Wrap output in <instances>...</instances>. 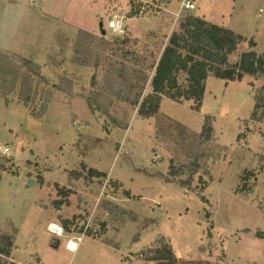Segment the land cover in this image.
Returning <instances> with one entry per match:
<instances>
[{"label": "rangeland", "instance_id": "obj_1", "mask_svg": "<svg viewBox=\"0 0 264 264\" xmlns=\"http://www.w3.org/2000/svg\"><path fill=\"white\" fill-rule=\"evenodd\" d=\"M157 2L172 13L180 3L171 0L169 6L168 0ZM195 2L197 9L182 12L175 19L152 6H144L142 13L137 14L142 5L139 0H103L101 4L75 0L78 8L73 10L68 26L94 34L80 31L76 40H71L63 28V35L55 44L59 55L39 63L35 51L47 49V43L39 41L43 36L36 28L41 30L42 25L36 20L30 23L36 40L30 39L26 51L20 52L23 56L0 52V149H9L6 155L0 153V173L5 172L0 179V226L10 224L20 229L19 251L25 248L29 236L34 237V246L41 251L49 249L55 238L44 228L50 213L36 206L48 200L47 186L37 182L30 185L29 181L31 177L41 178L46 170L47 182H64L63 175L52 173L51 169L74 166L75 151L70 152L68 145L74 142L73 133L81 129L75 121L77 115L89 124L90 130L80 134L75 146L82 147V154L91 148L88 162L105 171L111 169L113 176L138 197L124 205L138 219L135 223L129 220L121 230L122 251L136 252L159 235L170 243L178 264H264V74L245 76L227 86L209 77L197 111L192 109V102L177 104L163 98L155 119L149 120L138 117L137 108L113 97L120 82L115 72L117 64L145 69L150 74L148 68L156 53L189 15H204L212 24L245 38L237 53L229 58L231 63L249 50L250 40L257 45L253 50L258 55L263 53L264 0ZM23 13L1 4L0 22L14 24ZM133 13L135 17L129 19ZM114 15L126 18L122 21L125 35L112 34L107 29V21ZM100 23L105 35L100 33ZM51 31V26H44L45 37ZM124 39L129 43L122 46ZM81 49L90 52L84 59L85 66L76 59ZM119 49L147 61L144 66L136 65L131 57L127 63L122 62ZM26 60L32 64L25 65ZM149 90L147 87L145 93ZM21 92L24 98L28 97L26 105ZM80 99L99 111L93 112L89 107L94 115L91 116L84 109V102L76 101ZM24 109L30 117L46 116V121L28 120ZM206 117L210 118V133L202 129ZM57 141L67 150L62 157ZM30 150L41 164L35 158L28 160ZM136 168L141 169L136 172ZM158 171L165 174L162 178L169 183L161 179ZM105 181L103 177L81 179L69 188L71 192H61L59 196L57 187L51 188L52 202H66L53 219L59 226L67 221L65 236L80 235L85 225L100 233L102 221L113 225V219L130 217L116 209L105 218L101 192L105 191L104 197L123 196L111 180L103 189ZM140 236L142 243H134ZM59 241L56 251L64 264L65 240ZM76 257L67 259L68 264H94L83 258L76 262ZM126 260L122 258L121 264ZM45 264L51 262L45 260Z\"/></svg>", "mask_w": 264, "mask_h": 264}, {"label": "trees", "instance_id": "obj_2", "mask_svg": "<svg viewBox=\"0 0 264 264\" xmlns=\"http://www.w3.org/2000/svg\"><path fill=\"white\" fill-rule=\"evenodd\" d=\"M244 42L245 39L242 36L229 29L210 24L199 17L186 16L179 23L177 31L170 35L165 46L156 53L157 56L148 68L150 74H147L145 69L134 70L123 63L117 64L119 68H115V72L120 82L113 97L137 108V116L142 119L155 117L163 98L177 104L192 102V109L197 111L204 96L205 82L209 77L228 83L241 81L245 76L253 77L264 74V51L258 55L253 50L255 44L251 40L248 42V51L242 52L235 63L229 61V58L237 53ZM127 43L129 41L124 39L120 45L124 46ZM80 51L76 54V59L82 63V66H85L87 61L84 59L90 56V52L85 49ZM119 52L120 60L125 63L130 57L139 66H144L147 61L146 58L139 59L137 55L124 51V49H119ZM24 63L25 65L32 64L27 60ZM147 87L150 90L145 93ZM21 99L26 105L28 97L23 96ZM89 107L93 112L99 111L98 108L92 109L94 107L91 103ZM31 117L40 119L42 116L31 115ZM209 121L210 118L206 117L202 127L207 133L212 130ZM71 174L81 177L78 172L69 173ZM100 177H105V175L93 169L87 171V179ZM61 191L64 192L59 189L57 194ZM126 197L130 199L127 193ZM203 200L202 197L201 201ZM62 203V201H55L54 208L59 209ZM102 205L104 210L112 207L106 202ZM60 227L65 233L67 221H62ZM100 228V233L89 230L85 236L100 237L104 232V225H100ZM82 232L83 227L79 234ZM12 240V235L0 232V264H13L6 263L4 259L10 256ZM140 254L145 255V258H142L145 261L175 262L171 248L163 239H159L156 248L144 250Z\"/></svg>", "mask_w": 264, "mask_h": 264}, {"label": "crops", "instance_id": "obj_3", "mask_svg": "<svg viewBox=\"0 0 264 264\" xmlns=\"http://www.w3.org/2000/svg\"><path fill=\"white\" fill-rule=\"evenodd\" d=\"M97 1H99L101 4V2L103 0H90L91 4L95 3ZM193 1L195 3V7H196L195 9H197V4H196L195 0H193ZM234 1H236V0H234ZM168 2H169V6H170L172 4L171 0H168ZM74 3H75V0H0V5L2 4V6H4V7H11L13 9V11L14 10L24 11V13H23L24 16L22 18H19L20 20L14 24L7 23V22H5V23L0 22V52H3V53L4 52L5 53L11 52V53H15L17 55L20 54L21 56H23V54H21L20 52L26 51L25 47H27V43L30 41V39L36 40L35 39L36 35H34L33 32L31 31V25L32 24H30L31 22L36 21V20L39 21L40 25H42L41 30L36 28L38 34L43 36L42 38L39 39V41L44 42L43 43L44 45L47 43V45H46L47 49H41V50L36 49V51H35V53H36L35 57H37L39 63L44 61V58L57 57L59 55V52L57 51V49H55V47H56L55 44H56V42H59V39H61V36L63 35V33H62L63 28L65 30L64 34L69 35L70 36L69 39H71V40H76V37L80 31L88 32L89 34H94L93 31L89 32V31L83 30V29L78 31L76 27L71 28L70 26H68L67 21L71 18V15H73V13H72L73 10L78 8V6ZM103 10H104V8H103ZM104 12H105V10H104ZM105 13L107 16L108 15L107 12H105ZM196 16L203 19L204 21L212 24L211 22H209L205 18L204 15L199 14ZM8 25H12V27H10V28L5 27ZM45 25L51 26L52 31H51V33H49L48 37H45V35H44L45 33H43ZM33 26L36 27V25H33ZM38 34H37V36H38ZM254 48L256 49L257 45ZM27 56H29V54ZM43 69H44V67H43ZM45 69H48V67H46ZM229 83H232V82H228V83L224 82V84L226 86ZM0 101H2V100L0 99ZM76 101L84 102V104H85L84 109L87 108L88 111L91 113V116H94L93 113L89 110V107L87 106V103L85 102L84 99H80V100H76ZM9 105H13V104H9ZM25 112H26L25 114H26L28 120H36L40 123L46 121V116L43 117V119H34L27 114L26 110H25ZM74 117H75L76 124L78 123V126L81 124V126H80L81 129L79 131L76 130V133H73L72 140L74 142L71 144V146H70L71 148L68 145L70 152L72 150L75 151L73 154L74 160H75L74 166L73 167L70 166V167L65 168V166L59 165L56 169L55 168L51 169L52 173H60L61 175H63L64 182L62 184L57 183V182H53V181H51L53 184L47 182V180H48L47 176L49 175V173H48V171L45 170L41 173V175H40L41 178H38L41 181L31 177L30 180H32V182L29 183L31 185V184L37 182L40 186H43L44 184H46V186H47V189L49 192L48 200L45 203L38 202L36 204V206H38L44 212L50 213V215L48 216L47 220L44 223V228L46 229V231L51 236H54L55 238L51 240L49 249L41 251V250H38L36 248V246H34V244H35L34 237L29 236V238L26 240L25 248H23L22 251H19L20 248L17 244V241L19 239L20 229L18 227L14 228L10 224L0 226V232L1 233L12 235V237H13V240H12L13 243H12V248L10 251V256H9V258H4L6 260V262L13 263V264H45V260L46 261L48 260L51 262V264H61L60 263L61 258L59 256L58 252L56 251L60 247L59 239L65 240L63 252H65L66 256L63 255V257L65 258L64 264H68L67 259L72 260L74 258L73 260H75L76 254L79 251H80V253H79V256L76 257V262L79 259L83 258L85 262H90V263L93 262L94 264L95 263L96 264H121L122 258L124 259L126 257H133V259H134V257H137V255L139 253H142V251L147 250V249H151V248H156L158 246L159 239H163L165 241V243L171 247V245L167 239L157 235L156 237H152L149 240V243L147 245L143 244V246L141 248H139L138 251H136V252H129V251L124 252V251H122V248H121V245L119 242L121 230L123 229L124 225L129 220L132 223H135L136 220L138 219L134 215V213L127 210L124 205L126 204L127 201H131L132 199H135L138 197L136 195H134L131 192V190H127L125 188L124 182H122L121 180H119L113 176L111 169L105 171L100 166H98L96 164L94 165V164H91L88 162L89 150L91 148H89V150H87L85 152V154H82V152L80 151L82 149V147H80L81 148L80 149L77 146H75L76 143L78 142L79 138H80V134L83 135V132L90 130L89 129L90 127H89V124L87 122H85V120L79 119V117L77 115L76 116L74 115ZM150 119H155V118H150ZM147 120H149V119H147ZM246 120H243V121H246ZM71 129L75 130L76 128H73V126H72ZM253 132H256V131H253ZM55 135L57 136V134H55ZM57 147L59 150L58 153L62 157L63 151H67L66 147L63 143L58 142V141H57ZM94 147H100V146H94ZM94 147H92V148H94ZM30 153H31L30 158L28 160L35 158V159H37V163L41 164L40 161L38 160L39 157L33 152V150H30ZM49 162L50 161H48V163ZM89 169H93V170L100 172V173H103L105 175V177H103V178L106 179V181H105V184L103 186V189L106 188L107 183L109 182V180H111L112 182H115L118 185V187L120 188V190L123 192L122 193L123 196H121V197L118 196V194H112V195H108V196L104 197L103 193L105 191L101 192L102 194L99 197V199H103L106 203L112 205V207H110V209H108V210L103 209L106 213L105 218H108L110 213L113 214L114 211H116V209H118L119 211L121 210L122 212H124V214L128 213V215H130V217L124 218L121 221L117 220V219H113V222H112L113 225L107 223L105 220L102 221V223H100L101 225H104V232L101 233L102 235L98 238H91V237L83 236L81 238L80 242L75 243L76 244L75 245L76 250L73 252V251H69L68 242L69 241L75 242L74 241L75 236H73L72 238L69 236H65L64 232L62 235L58 236L56 234L51 233L48 230V227L51 224H55V222H53L54 221L53 219L55 218L56 214L58 212H60L61 207H63V205H66V202H63L62 205L59 207V209H55L54 205L50 206V204L52 202L51 200H53V199H51V195H52L51 188L55 185V187H57V191H56L57 193H58V190L61 189L64 191V193L67 194V193L71 192L70 191L71 189H69V188L79 184V180H81V179L91 180V181L94 179H100V178L87 179L86 175H87V171ZM139 169H141V168H136L135 171L139 172L138 171ZM73 172L80 173L81 177L76 176L75 174L69 175V173H73ZM4 173L5 172L0 173V179ZM146 173H148V172H146ZM157 173L161 175V179L163 180L162 176L164 177L165 174L161 173L159 171ZM148 174H151V173H148ZM15 175H17V174H15ZM83 176H84V178H83ZM163 181L165 182V180H163ZM165 183H169V182H165ZM61 192L59 194H57V193L56 194L59 196L61 194ZM124 193L129 194L130 199H128L126 197V194H124ZM55 201H58V200L56 199L52 203H54ZM95 205H97V202ZM55 225H58V224H55ZM56 239H58L57 240L58 245H57V247H53L52 241L56 240ZM142 239H143V237L140 236L137 239H134L133 241L136 244H141ZM173 254H174V252H173ZM174 256H175V254H174ZM135 261H139V263L141 262V264H178V260L176 257H175V262L145 261L142 259H140V260L135 259L132 261V264Z\"/></svg>", "mask_w": 264, "mask_h": 264}, {"label": "built area", "instance_id": "obj_4", "mask_svg": "<svg viewBox=\"0 0 264 264\" xmlns=\"http://www.w3.org/2000/svg\"><path fill=\"white\" fill-rule=\"evenodd\" d=\"M158 0H152L148 1V0H139L140 4L142 5H137L139 6L136 13L137 14H141L142 10L144 9V6L149 8V6H152L155 10H162L165 13H169L171 14L175 19H178L181 16L182 12H191L193 11L196 7H195V3L193 0H179V8L175 13H172L170 11H168V9L166 8H161L158 6L157 2ZM134 14V13H133ZM133 14L129 15V19L134 18L135 16H133ZM123 19H126L124 16H119V15H114L111 18L108 19L107 21V29L112 33V34H116V35H125L126 34V29L123 26ZM6 150V151H5ZM0 153L2 155H6L9 153V149L8 147H4L2 149H0ZM49 230V229H48ZM89 230H91V227H89V225H85L83 226V232L78 235L77 237H74V243H78L81 241V238L83 236H85L86 232H88ZM50 231V230H49ZM51 233H53L52 231H50ZM55 234V233H53ZM70 243V241L68 242V244ZM76 245V244H75ZM143 255L142 254H138L137 257H126V264H132V261L135 259H142Z\"/></svg>", "mask_w": 264, "mask_h": 264}, {"label": "clouds", "instance_id": "obj_5", "mask_svg": "<svg viewBox=\"0 0 264 264\" xmlns=\"http://www.w3.org/2000/svg\"><path fill=\"white\" fill-rule=\"evenodd\" d=\"M50 230L52 232H54L56 235H58V236H60V235L63 234V228L60 227V226H58V225H52V226H50ZM68 249H69V251H73V252L76 250L75 246L72 243H69L68 244Z\"/></svg>", "mask_w": 264, "mask_h": 264}, {"label": "water", "instance_id": "obj_6", "mask_svg": "<svg viewBox=\"0 0 264 264\" xmlns=\"http://www.w3.org/2000/svg\"><path fill=\"white\" fill-rule=\"evenodd\" d=\"M99 29H100L101 35H105V31L103 30L102 23L99 24ZM31 182H32V180L29 181V183H31ZM52 242H53V247H57L58 241L57 240H53Z\"/></svg>", "mask_w": 264, "mask_h": 264}, {"label": "bare ground", "instance_id": "obj_7", "mask_svg": "<svg viewBox=\"0 0 264 264\" xmlns=\"http://www.w3.org/2000/svg\"><path fill=\"white\" fill-rule=\"evenodd\" d=\"M54 224H51L50 226H52ZM50 226L48 227V229L50 230ZM51 231V230H50ZM54 233V232H53ZM70 243H72L75 246V243L73 241H70Z\"/></svg>", "mask_w": 264, "mask_h": 264}]
</instances>
